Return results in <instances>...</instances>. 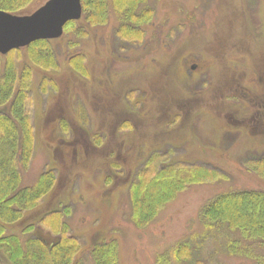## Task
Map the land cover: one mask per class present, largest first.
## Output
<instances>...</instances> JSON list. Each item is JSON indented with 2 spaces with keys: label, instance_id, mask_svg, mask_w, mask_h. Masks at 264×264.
<instances>
[{
  "label": "rangeland",
  "instance_id": "obj_1",
  "mask_svg": "<svg viewBox=\"0 0 264 264\" xmlns=\"http://www.w3.org/2000/svg\"><path fill=\"white\" fill-rule=\"evenodd\" d=\"M47 1L7 5L28 15ZM93 1L86 7L91 17ZM116 2L119 10L128 3ZM144 6L152 11L141 31L109 8L102 24L82 18L59 39L3 55L1 74L13 71L14 96L25 101L23 136L31 152L21 187L36 186L44 174L53 181L6 234L49 245L65 237L56 226L66 223L84 264H95L94 244H113L118 264H263L258 241L241 244L245 250L252 244L253 255H233L229 246L239 233L207 225L200 213L218 195L264 192V176L250 166L264 156L262 139L233 128L227 117H249L264 98V0ZM50 111L55 119L47 123ZM169 164L206 167L217 177L187 185L140 226L132 189ZM52 212L59 215L49 218ZM0 264H12L2 248Z\"/></svg>",
  "mask_w": 264,
  "mask_h": 264
},
{
  "label": "trees",
  "instance_id": "obj_2",
  "mask_svg": "<svg viewBox=\"0 0 264 264\" xmlns=\"http://www.w3.org/2000/svg\"><path fill=\"white\" fill-rule=\"evenodd\" d=\"M13 1L16 0H0V9L13 12V8L7 5ZM113 1H93L95 16L91 17L86 15L88 0H82V18L89 25L93 22L95 25L102 24L106 22L105 18L109 15L110 8V13L117 14L119 19L128 18L127 20H130L129 28L134 29L133 31L140 30L144 21L151 19L149 18L151 17L149 13L152 11L151 8L144 6L147 0H123L125 1L123 5L129 2L122 10L120 9L121 14L118 2H116L118 0L109 5ZM141 7L142 9H140ZM81 20L68 22L65 32L70 31L69 28L77 25ZM81 31L88 33L83 27H81ZM48 41L38 40L29 46ZM13 51L15 50L11 52ZM2 57L3 55L0 54V61ZM14 77L13 71L6 77H3L0 71V248L5 251L12 264H84L77 258L81 251L80 243L76 239L66 237L69 230L66 223L56 226L59 229L57 232L64 234L65 237L49 245L41 237L30 238L26 242H22L20 236L6 234L7 225L21 221L24 213L37 207L40 199L53 185V181L45 179L44 174L36 186L23 189L21 187L23 180L21 168L24 165L27 166L31 150L29 146H26V136L25 139L23 136L27 131L25 125L27 117L24 115L23 109L25 101L17 100V95L14 96ZM10 103L11 107L8 109ZM161 162L160 164L168 163V161ZM253 162L250 165L251 170L264 176V156L253 160ZM216 177L217 171L206 167H191L184 164L172 166L169 164L163 169H158L157 172L151 174V177L147 176L146 179L143 177L139 185L132 189V217L137 220V224L144 226L154 216V210L174 198L178 191L183 190L187 185L212 180ZM133 185L135 184L133 183ZM58 215L59 213L52 212L48 217L54 219ZM200 219L207 225H227L230 231L239 233V237L233 240L229 246V252L233 255H249L254 252L252 244L246 247L247 250L241 249L244 240L258 241L255 245L264 248V192L262 191L244 189L218 195L205 205L200 213ZM32 228L35 227L29 226L27 231L29 232ZM185 247L189 249L190 245ZM91 254L95 264H118V254L113 244H94Z\"/></svg>",
  "mask_w": 264,
  "mask_h": 264
},
{
  "label": "water",
  "instance_id": "obj_3",
  "mask_svg": "<svg viewBox=\"0 0 264 264\" xmlns=\"http://www.w3.org/2000/svg\"><path fill=\"white\" fill-rule=\"evenodd\" d=\"M82 11V0H49L28 15L0 9V54L6 55L38 40L60 38L65 25L79 20Z\"/></svg>",
  "mask_w": 264,
  "mask_h": 264
},
{
  "label": "flooded vegetation",
  "instance_id": "obj_4",
  "mask_svg": "<svg viewBox=\"0 0 264 264\" xmlns=\"http://www.w3.org/2000/svg\"><path fill=\"white\" fill-rule=\"evenodd\" d=\"M48 116L46 118L47 123H49L51 120L55 119V112L50 111L48 112ZM62 114V113H61ZM238 113L228 114V120L229 124L233 126V128L236 127H243L245 130H247L245 133L248 135H253L257 139H262L257 141L259 144H264V98H260V100H257L256 103V110L249 116V117H240L238 116ZM61 118H64L61 117ZM79 141L84 144L85 146H90L89 139H83L80 138ZM76 142V140H75ZM69 142H65L63 144H67ZM151 146H158L159 144H150ZM261 146V145H260Z\"/></svg>",
  "mask_w": 264,
  "mask_h": 264
}]
</instances>
